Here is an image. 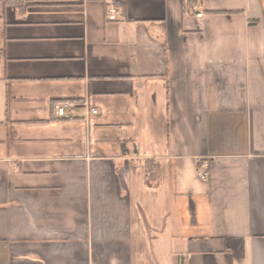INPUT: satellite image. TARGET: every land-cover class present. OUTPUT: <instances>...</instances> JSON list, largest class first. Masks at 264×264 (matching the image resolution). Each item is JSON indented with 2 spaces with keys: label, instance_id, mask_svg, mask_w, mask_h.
I'll return each instance as SVG.
<instances>
[{
  "label": "crops",
  "instance_id": "crops-1",
  "mask_svg": "<svg viewBox=\"0 0 264 264\" xmlns=\"http://www.w3.org/2000/svg\"><path fill=\"white\" fill-rule=\"evenodd\" d=\"M28 1L0 0V264H264V0Z\"/></svg>",
  "mask_w": 264,
  "mask_h": 264
},
{
  "label": "built area",
  "instance_id": "built-area-1",
  "mask_svg": "<svg viewBox=\"0 0 264 264\" xmlns=\"http://www.w3.org/2000/svg\"><path fill=\"white\" fill-rule=\"evenodd\" d=\"M116 8L113 6H110L107 10V19L108 20H116ZM197 16H201V13H198ZM53 110L54 114L59 117V118H65L69 119L72 118L75 113H76V107L73 103L69 101H60V102H55L53 104ZM199 174L201 177L205 176V172L200 170Z\"/></svg>",
  "mask_w": 264,
  "mask_h": 264
},
{
  "label": "trees",
  "instance_id": "trees-1",
  "mask_svg": "<svg viewBox=\"0 0 264 264\" xmlns=\"http://www.w3.org/2000/svg\"><path fill=\"white\" fill-rule=\"evenodd\" d=\"M10 2L14 3L15 5L22 4V6H27L30 3L28 0H10ZM146 172L148 179L153 181L155 179V164L152 159L146 160Z\"/></svg>",
  "mask_w": 264,
  "mask_h": 264
}]
</instances>
